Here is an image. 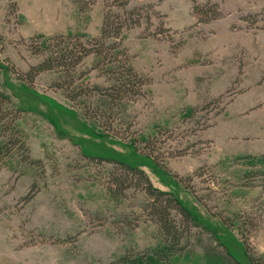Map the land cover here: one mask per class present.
<instances>
[{"label":"rangeland","instance_id":"1","mask_svg":"<svg viewBox=\"0 0 264 264\" xmlns=\"http://www.w3.org/2000/svg\"><path fill=\"white\" fill-rule=\"evenodd\" d=\"M106 10L130 19L121 45L143 78L140 95L108 107L112 80L95 54L77 67L91 95L76 101L60 71L31 87L18 79L42 59L30 49L37 36H97ZM0 92L40 162L16 151L0 167V264H106L163 241L146 192L112 196V163L94 155L137 163L245 264H264V161H250L264 157V0H0ZM85 108L107 120H88ZM207 238L193 227L182 260L205 264Z\"/></svg>","mask_w":264,"mask_h":264},{"label":"trees","instance_id":"2","mask_svg":"<svg viewBox=\"0 0 264 264\" xmlns=\"http://www.w3.org/2000/svg\"><path fill=\"white\" fill-rule=\"evenodd\" d=\"M120 7L126 8L129 0H112ZM108 5L110 4L109 2ZM107 6V5H106ZM216 6V5H215ZM214 13L215 7H210ZM131 10L129 17L133 24H140L141 13L136 17ZM126 11H128L126 9ZM198 14H209L204 6H195ZM130 19L116 12L111 14L106 10L103 17L101 31L97 36L83 40L77 34H55L52 36H37L38 41L30 44V49L36 54L42 55V59L23 73H18L19 80L31 87L35 78L44 71L57 70L62 73L58 86L64 89L66 95L76 101L82 95L89 96L91 93L83 85L76 83L77 67L86 57L95 54L105 71L109 73L112 83L106 87L104 94L107 96L105 103L108 107L114 101L131 99L140 95L142 91L143 78L129 65L122 49L121 38L123 30L129 26ZM35 40V38H33ZM10 71L9 66H5ZM10 98L7 94L0 92V120L3 121L1 134L4 136L0 142V167L6 158L13 152H18L23 161L30 164H39V160L33 159L29 147L20 130L15 126L17 114L8 111ZM10 109V108H9ZM83 116L88 120H95L101 124L107 120L98 110L85 108ZM143 155L152 157V152L143 150ZM96 160H107L112 163V170L108 176L109 193L116 197L121 196L129 188L142 189L148 195L145 209L152 219L159 225L163 235V241L155 247L141 251L128 250L123 255L106 264H190L184 262L182 257L187 253L189 247V236L191 229L196 227L208 233L207 241L202 242L200 257L205 264H245L231 250L228 243L222 237L214 233L209 226L202 223L193 210L174 191L163 190L156 187L148 174L137 163L125 158L104 157L94 155ZM252 163L264 161V157L252 158ZM198 239L201 240L202 238ZM194 250L189 252L192 254ZM188 257L191 254L187 253ZM198 256V255H197ZM199 257V258H200ZM252 261H255L250 256Z\"/></svg>","mask_w":264,"mask_h":264}]
</instances>
